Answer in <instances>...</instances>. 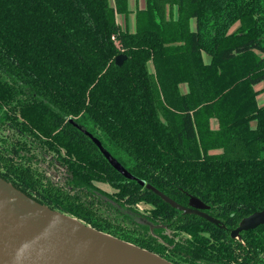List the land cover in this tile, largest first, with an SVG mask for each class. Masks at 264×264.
I'll return each instance as SVG.
<instances>
[{"label":"trees","instance_id":"1","mask_svg":"<svg viewBox=\"0 0 264 264\" xmlns=\"http://www.w3.org/2000/svg\"><path fill=\"white\" fill-rule=\"evenodd\" d=\"M121 12L128 0H0V176L174 264H264V225L231 237L264 209L255 89L264 81V0H147L135 32L118 25ZM71 119L135 177L184 206L201 199L224 227L125 177ZM141 201L156 204L155 226L122 212Z\"/></svg>","mask_w":264,"mask_h":264},{"label":"water","instance_id":"2","mask_svg":"<svg viewBox=\"0 0 264 264\" xmlns=\"http://www.w3.org/2000/svg\"><path fill=\"white\" fill-rule=\"evenodd\" d=\"M126 58L125 54H119L116 64L121 66ZM70 121L97 144L110 164L125 177L146 186L184 214H195L224 227L219 219L206 211L209 206L201 199L191 196L189 206H184L153 185L146 184L131 174L97 137L74 120ZM261 225H264V209L244 217L231 231V237L239 238L242 232ZM88 245L119 251L143 264H174L159 254L40 203L0 176V264H109L90 253Z\"/></svg>","mask_w":264,"mask_h":264},{"label":"rangeland","instance_id":"3","mask_svg":"<svg viewBox=\"0 0 264 264\" xmlns=\"http://www.w3.org/2000/svg\"><path fill=\"white\" fill-rule=\"evenodd\" d=\"M146 4H147V0H134V7L131 9L132 11L128 13L121 12L119 14H116V22L118 23V25L121 27L122 30L129 31V32L136 31L137 21H136L135 12L138 8L144 9L146 7ZM174 14L176 17L178 16L177 10H175ZM192 27L194 30L196 29L197 27L196 20H194ZM50 174L53 176L54 179H57L58 176H59V179H61L60 177H62L61 173L54 169H50ZM98 186L99 188H101L102 190L108 193L115 192V189L109 183H98ZM113 204H116V203L113 202ZM133 208H134V212L129 210V208L127 207H121V210L124 213L130 214L133 217V219L136 220L137 222H140L143 224H151L152 226H155L151 222L154 209L156 208L155 203H153L152 201H141V202L133 204ZM184 235H186L188 238L191 239V236L189 234H184ZM204 235L207 236L206 238L209 239V234L206 233ZM211 242H213L212 239H211Z\"/></svg>","mask_w":264,"mask_h":264},{"label":"bare ground","instance_id":"4","mask_svg":"<svg viewBox=\"0 0 264 264\" xmlns=\"http://www.w3.org/2000/svg\"><path fill=\"white\" fill-rule=\"evenodd\" d=\"M87 247L90 253L102 258L109 264H143L138 260L110 248L95 245H88Z\"/></svg>","mask_w":264,"mask_h":264},{"label":"crops","instance_id":"5","mask_svg":"<svg viewBox=\"0 0 264 264\" xmlns=\"http://www.w3.org/2000/svg\"><path fill=\"white\" fill-rule=\"evenodd\" d=\"M112 4L114 5V0H111ZM128 5L130 11L134 7V0H128ZM206 60L209 61L210 57L206 56ZM255 89L259 90V94L257 95V101L259 106L264 105V81L258 83L255 85ZM180 90L182 93H187L189 91L187 83H182L180 84ZM251 126L252 128H255L257 126V120L251 121ZM211 128L212 129H218L219 128V121L216 118L211 119ZM221 149L214 150L213 152H221Z\"/></svg>","mask_w":264,"mask_h":264},{"label":"flooded vegetation","instance_id":"6","mask_svg":"<svg viewBox=\"0 0 264 264\" xmlns=\"http://www.w3.org/2000/svg\"><path fill=\"white\" fill-rule=\"evenodd\" d=\"M52 176V175H51ZM53 177V176H52ZM61 179H62V177H60ZM54 179V178H53ZM61 179H59V176L57 177V179H54L56 182H60V180ZM101 183H103V182H101ZM101 189V188H100ZM158 227V226H157Z\"/></svg>","mask_w":264,"mask_h":264}]
</instances>
